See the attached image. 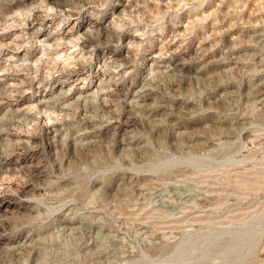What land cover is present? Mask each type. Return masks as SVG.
<instances>
[{"label": "rangeland", "instance_id": "374dc122", "mask_svg": "<svg viewBox=\"0 0 264 264\" xmlns=\"http://www.w3.org/2000/svg\"><path fill=\"white\" fill-rule=\"evenodd\" d=\"M0 264H264V0H0Z\"/></svg>", "mask_w": 264, "mask_h": 264}, {"label": "bare ground", "instance_id": "6f19581e", "mask_svg": "<svg viewBox=\"0 0 264 264\" xmlns=\"http://www.w3.org/2000/svg\"><path fill=\"white\" fill-rule=\"evenodd\" d=\"M85 92H86V91H85ZM87 94H88V93H87ZM87 94H86V95H87ZM83 95H84V94H83ZM88 95H89V94H88Z\"/></svg>", "mask_w": 264, "mask_h": 264}]
</instances>
